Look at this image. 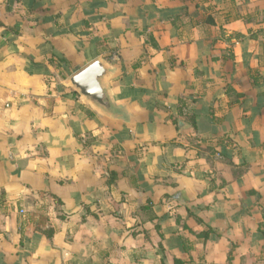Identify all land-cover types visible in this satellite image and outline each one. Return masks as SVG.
Listing matches in <instances>:
<instances>
[{
	"label": "crops",
	"instance_id": "0c3cea01",
	"mask_svg": "<svg viewBox=\"0 0 264 264\" xmlns=\"http://www.w3.org/2000/svg\"><path fill=\"white\" fill-rule=\"evenodd\" d=\"M263 14L264 0H0V264H264ZM97 58L135 123L60 78L59 62ZM228 85L246 99L216 125ZM226 137L249 165L235 180L200 145Z\"/></svg>",
	"mask_w": 264,
	"mask_h": 264
},
{
	"label": "water",
	"instance_id": "95a60500",
	"mask_svg": "<svg viewBox=\"0 0 264 264\" xmlns=\"http://www.w3.org/2000/svg\"><path fill=\"white\" fill-rule=\"evenodd\" d=\"M77 72L68 79V84L78 95L102 115L126 123H135L136 118L128 110V103L117 102L109 80L117 68L104 58H97L85 65L77 66Z\"/></svg>",
	"mask_w": 264,
	"mask_h": 264
},
{
	"label": "trees",
	"instance_id": "16d2710c",
	"mask_svg": "<svg viewBox=\"0 0 264 264\" xmlns=\"http://www.w3.org/2000/svg\"><path fill=\"white\" fill-rule=\"evenodd\" d=\"M257 32L259 34L263 35L264 34V28L259 29ZM254 34H255V32H254ZM52 60L53 59L51 58V61ZM255 84H256V80H255ZM74 93L77 94V92H75V91H74ZM226 94L229 96L230 100L228 101V104H227L228 108L227 107L223 108L224 111L222 112V115L216 116L215 111L211 110V114L213 115V122L216 125H218L219 123L221 124L222 121L225 119V117H228V115L231 114V109L234 105L242 103L246 99V96L244 93L237 92L235 90V88H233L230 85H228L226 87ZM187 122L195 130L199 129L198 120L196 119L195 114H193L190 117H187ZM174 124L178 125L179 120H177V119L174 120ZM218 145H219V147H221V149L216 153H219L221 155V158L223 159L222 161L225 162L230 167V169L232 171V180L238 179V178L242 177L245 173H247V171L249 169V165L247 163H242V164L236 165L232 160V155L230 154L228 149L235 150V148H237V145H235V142L233 141V139L231 137L224 138V141L219 142ZM259 235L261 236V238L264 239V212H263V221L261 222V224L259 226ZM175 264H184V263L180 259H175Z\"/></svg>",
	"mask_w": 264,
	"mask_h": 264
},
{
	"label": "rangeland",
	"instance_id": "374dc122",
	"mask_svg": "<svg viewBox=\"0 0 264 264\" xmlns=\"http://www.w3.org/2000/svg\"><path fill=\"white\" fill-rule=\"evenodd\" d=\"M211 17V16H208ZM204 18V17H203ZM262 18L264 20V14L262 15ZM257 34V33H256ZM264 37V34L262 35ZM87 63H84L86 65ZM59 65L61 68H59V74L61 79H65L67 82L68 79L76 73V68L74 63H69L67 61L59 62ZM203 148V152L206 154V156H211L213 160H215L216 163H222L221 155H219L218 152L220 149L219 147L214 144L213 142L209 143H202L200 144ZM215 163V164H216Z\"/></svg>",
	"mask_w": 264,
	"mask_h": 264
}]
</instances>
